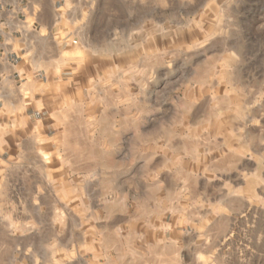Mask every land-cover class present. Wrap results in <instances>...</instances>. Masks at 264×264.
I'll use <instances>...</instances> for the list:
<instances>
[{"label": "rangeland", "instance_id": "rangeland-1", "mask_svg": "<svg viewBox=\"0 0 264 264\" xmlns=\"http://www.w3.org/2000/svg\"><path fill=\"white\" fill-rule=\"evenodd\" d=\"M71 1L65 85L0 110V264H264V0Z\"/></svg>", "mask_w": 264, "mask_h": 264}, {"label": "crops", "instance_id": "crops-1", "mask_svg": "<svg viewBox=\"0 0 264 264\" xmlns=\"http://www.w3.org/2000/svg\"><path fill=\"white\" fill-rule=\"evenodd\" d=\"M69 2L72 1L0 0V110L13 109L21 98H29L27 95H49L57 86L65 85V81L52 74L39 76L32 65L40 56L44 62L51 63L63 46H74L79 40L73 16H80L82 12L72 10ZM51 104L49 101L40 108L25 106L26 118L31 120L35 112L48 110ZM176 236L182 241L200 238L198 234ZM192 251L188 247L183 262L212 264L217 261L207 252L202 253L204 260H200Z\"/></svg>", "mask_w": 264, "mask_h": 264}]
</instances>
